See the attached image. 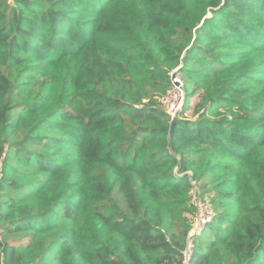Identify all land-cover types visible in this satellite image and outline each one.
<instances>
[{
    "label": "trees",
    "instance_id": "obj_1",
    "mask_svg": "<svg viewBox=\"0 0 264 264\" xmlns=\"http://www.w3.org/2000/svg\"><path fill=\"white\" fill-rule=\"evenodd\" d=\"M193 233L187 264H264V0H0V264H185Z\"/></svg>",
    "mask_w": 264,
    "mask_h": 264
},
{
    "label": "built area",
    "instance_id": "obj_2",
    "mask_svg": "<svg viewBox=\"0 0 264 264\" xmlns=\"http://www.w3.org/2000/svg\"><path fill=\"white\" fill-rule=\"evenodd\" d=\"M177 70L178 69H175L171 74L172 86L166 93L159 97L160 103L164 105L167 112L173 117L181 111L186 99V91L179 74L174 76V73H176ZM192 183L194 189L191 193V202L196 207L193 232L199 233L213 218V209L210 202L207 199L202 198L198 185H196L195 182ZM194 233L191 234L187 240V247L184 252L185 264L188 263L191 252L194 248Z\"/></svg>",
    "mask_w": 264,
    "mask_h": 264
},
{
    "label": "water",
    "instance_id": "obj_3",
    "mask_svg": "<svg viewBox=\"0 0 264 264\" xmlns=\"http://www.w3.org/2000/svg\"><path fill=\"white\" fill-rule=\"evenodd\" d=\"M176 74H178V72L176 71V73H174V76H176Z\"/></svg>",
    "mask_w": 264,
    "mask_h": 264
}]
</instances>
